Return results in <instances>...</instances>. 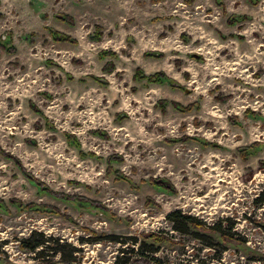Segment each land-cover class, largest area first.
<instances>
[{
	"label": "rangeland",
	"instance_id": "374dc122",
	"mask_svg": "<svg viewBox=\"0 0 264 264\" xmlns=\"http://www.w3.org/2000/svg\"><path fill=\"white\" fill-rule=\"evenodd\" d=\"M263 194L264 0H0V264H264Z\"/></svg>",
	"mask_w": 264,
	"mask_h": 264
},
{
	"label": "trees",
	"instance_id": "16d2710c",
	"mask_svg": "<svg viewBox=\"0 0 264 264\" xmlns=\"http://www.w3.org/2000/svg\"><path fill=\"white\" fill-rule=\"evenodd\" d=\"M64 19L71 21V19L69 17H65ZM53 33H54L56 38L61 39L59 33H56V32H53ZM97 37H99V33H97ZM63 39L64 40H71V38L69 36H64ZM102 54H103V56H110V57L116 56V53L112 52V51H104ZM106 69H108L109 71H112L113 70V64L108 63L106 66ZM137 74L138 73H136V77H138ZM146 78L151 82H153V81L154 82H161V81L167 79L166 75H164L163 73H155V74L147 75ZM176 106L179 108L180 105L176 104ZM66 136H67V139L71 143H75V144L79 145V142L77 141V137L75 134L66 133ZM81 153L83 155H85L84 152L81 151ZM91 154H94V153H91ZM113 159H117V161H122L123 157L122 156H110L109 162H112ZM117 177L120 179H124V180L128 181L129 183H132L131 179H129L125 175H118ZM152 183L156 184L155 186H157V187L165 188L164 186H161L160 184H157L155 182H152ZM260 201L264 202V194L260 198ZM88 202H90V201H88ZM167 218L173 224V228L175 230H178L181 233H187L189 231V227L190 228H200V227L204 226L203 223H201L200 221L195 219L193 216L183 214L182 212L177 211V210L170 212L168 214ZM224 236H226V235H224ZM228 236H230V235H228ZM150 237H153V239L155 238L157 241H164L165 240L162 237H158V235H150ZM51 246H52V239L47 237L44 233L33 232L30 235V237L23 240V248L27 251H30V252L31 251L37 252L38 258H40V260L43 261V263L59 264L58 261L57 262L53 261V258L56 257L57 254H61V252L58 249H52ZM74 250H75V248H74ZM50 251H51V253H50ZM61 257L65 258V255L61 254ZM71 260H72V255L67 260L62 259V261L68 262V263H70Z\"/></svg>",
	"mask_w": 264,
	"mask_h": 264
}]
</instances>
